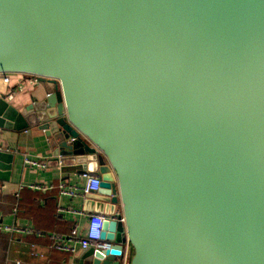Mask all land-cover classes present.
I'll use <instances>...</instances> for the list:
<instances>
[{
	"label": "water",
	"instance_id": "water-1",
	"mask_svg": "<svg viewBox=\"0 0 264 264\" xmlns=\"http://www.w3.org/2000/svg\"><path fill=\"white\" fill-rule=\"evenodd\" d=\"M0 72L53 84L0 125L101 178L81 264H264V0H0Z\"/></svg>",
	"mask_w": 264,
	"mask_h": 264
},
{
	"label": "crops",
	"instance_id": "crops-1",
	"mask_svg": "<svg viewBox=\"0 0 264 264\" xmlns=\"http://www.w3.org/2000/svg\"><path fill=\"white\" fill-rule=\"evenodd\" d=\"M19 84L22 91L17 90ZM52 91V83L31 84L20 73H11L6 85L0 82V95L18 110L30 103L32 97L41 100ZM10 93L13 96L7 99ZM0 148L14 156L9 179H0V224L19 230H0V264H81L79 256L83 249L77 246L73 253L59 251L51 247L50 239L51 234L85 233L88 214L79 213L83 205L81 174L62 172L59 166L49 163L50 149L42 134L34 129L29 134L0 125ZM25 156L44 160L46 168L26 165ZM60 182L66 189L77 188V195H60ZM122 250L128 258L129 244L124 242Z\"/></svg>",
	"mask_w": 264,
	"mask_h": 264
},
{
	"label": "built area",
	"instance_id": "built-area-1",
	"mask_svg": "<svg viewBox=\"0 0 264 264\" xmlns=\"http://www.w3.org/2000/svg\"><path fill=\"white\" fill-rule=\"evenodd\" d=\"M11 73H4L0 72V82L3 84H8L9 82V76ZM21 75L25 76L29 82L37 83L38 77L36 75L32 74H25L20 73ZM23 86L21 84L18 85L17 90L22 91ZM13 96L12 93L7 94V99H11ZM0 150H2L0 148ZM24 163L28 166H31L33 168L38 169H44L47 166V163L44 160H37V159H30L29 157H24ZM84 182L83 186L80 188V192L82 195L85 193H95L99 190V184L101 182V178L98 174H92V173H82L81 174ZM66 185L63 182H60L57 186L58 192L60 195H69V196H75L77 195V188H70L66 189ZM79 189V188H78ZM79 213L84 214L83 211H79ZM117 214V212H116ZM88 222L86 226V230L84 234H78V233H69L66 235H57V234H51L50 239L52 241L51 247L59 250V251H65V252H75L77 250V246L80 249H87L89 247H93L95 249H105L111 246L112 242H106L101 239V233H102V224L105 219H109L110 217L104 215V214H88ZM123 218H120V221H122ZM0 230H5L9 232L19 231L15 227L5 226L3 227L0 224ZM127 243V242H126ZM127 256L123 252L122 253V264H127ZM16 264H19V262H16Z\"/></svg>",
	"mask_w": 264,
	"mask_h": 264
},
{
	"label": "trees",
	"instance_id": "trees-1",
	"mask_svg": "<svg viewBox=\"0 0 264 264\" xmlns=\"http://www.w3.org/2000/svg\"><path fill=\"white\" fill-rule=\"evenodd\" d=\"M58 235H59V234H58ZM63 235H64V234H63ZM131 254H132V250H131V247H130V252H129V257H128V259L130 258Z\"/></svg>",
	"mask_w": 264,
	"mask_h": 264
}]
</instances>
